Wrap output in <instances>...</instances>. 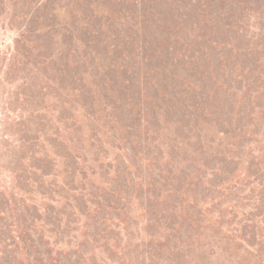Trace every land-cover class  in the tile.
Returning a JSON list of instances; mask_svg holds the SVG:
<instances>
[{
    "label": "rangeland",
    "instance_id": "obj_1",
    "mask_svg": "<svg viewBox=\"0 0 264 264\" xmlns=\"http://www.w3.org/2000/svg\"><path fill=\"white\" fill-rule=\"evenodd\" d=\"M261 148L264 0H0V264L243 262L197 218Z\"/></svg>",
    "mask_w": 264,
    "mask_h": 264
},
{
    "label": "trees",
    "instance_id": "obj_2",
    "mask_svg": "<svg viewBox=\"0 0 264 264\" xmlns=\"http://www.w3.org/2000/svg\"><path fill=\"white\" fill-rule=\"evenodd\" d=\"M255 133L256 132H253L252 135H256ZM231 146L232 149H235V152L232 153V156L228 155L226 159H238L240 157L239 152L244 147L241 146L240 142L234 144L232 143ZM250 154L253 156V153ZM209 158H211V156ZM229 164L230 163L226 162L225 164H220L218 167H211V170L212 172H215V174L221 173L224 170L228 175H231L232 173L234 174V171H236L240 176L241 174L239 173V170H243V168L238 170L236 168L232 169ZM245 165V174L239 179V182L231 186H225L218 194V197L223 198V202L221 201V203L224 204L223 207L225 208V211L227 210V213L221 211L222 209L217 202L219 198L210 197L209 203L211 206H209V212L207 209H203L202 206L201 210H205V215H202L204 218L198 217L197 219L199 223H204L206 226L215 225L216 229L212 230L215 234L220 233V229H223L224 233L229 234L228 241L239 239V247L243 246L242 243L252 247L251 252L248 251L249 258L243 260V262L240 259L236 258L235 260V258H233L236 264H264V149L261 148V150H258V155L252 157V159L247 161ZM201 166L208 168L209 162L204 160V162H201ZM211 178L208 180L211 181ZM219 181L220 180L215 178L209 183L213 186H220L221 184ZM193 190V195L189 197V200L191 201H188L191 205H195L196 202L199 203L204 200L203 192L199 191L195 186ZM232 191H237L239 196L236 199L226 200V193H230ZM186 195L187 192L185 194L184 191H181L180 201H182L184 197L187 199ZM197 195L199 198L196 200ZM215 210H217V213L214 214ZM230 216L231 218H229ZM225 217H228V220L224 221L223 219ZM170 228L174 229L172 226H170ZM202 231L203 232H201V234L203 235V239H205L209 230ZM171 235L175 236V238H177V240L183 243L186 247L189 244L191 246L194 240L199 241L200 239V237L193 238L190 234L185 237L187 238L188 243L186 240H181L177 233H173ZM213 235L214 234H212V236ZM184 245L183 247H180V250L185 248ZM223 250L225 251V258L223 261H226L225 263L228 264H233V262L229 261V258L234 256L237 248H232L230 245H227V247H222V251ZM211 251L212 250H210V252ZM198 256L199 261L197 263L206 264L203 255ZM223 261H221V263H224Z\"/></svg>",
    "mask_w": 264,
    "mask_h": 264
}]
</instances>
